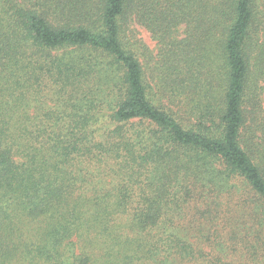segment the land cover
Wrapping results in <instances>:
<instances>
[{"label":"trees","instance_id":"trees-1","mask_svg":"<svg viewBox=\"0 0 264 264\" xmlns=\"http://www.w3.org/2000/svg\"><path fill=\"white\" fill-rule=\"evenodd\" d=\"M263 94L264 0H0V225L47 217L49 264L88 210L169 264L264 256Z\"/></svg>","mask_w":264,"mask_h":264},{"label":"rangeland","instance_id":"rangeland-1","mask_svg":"<svg viewBox=\"0 0 264 264\" xmlns=\"http://www.w3.org/2000/svg\"><path fill=\"white\" fill-rule=\"evenodd\" d=\"M133 29L152 56L158 53V45L147 29L138 24ZM262 99L264 103V94ZM15 209L9 211L10 217L0 225L4 227L0 228V247L3 249L0 264H49L50 260L42 250V235L53 229V225H49L51 221L47 217L28 218L20 209ZM112 218H115L110 223L112 228L108 224V231L103 236L98 235L93 224V211L88 210L86 234L81 237L74 234L63 242L65 246L71 247L72 253L62 252L57 257V264H169L176 258L163 250H154L153 241L146 242L136 238L127 230L128 225L120 214L113 215ZM192 242L196 264H264V256L232 248L226 241H222V244L231 249L225 253L214 242L212 244L206 239H192ZM158 244L163 248V244ZM144 245L148 247L145 248Z\"/></svg>","mask_w":264,"mask_h":264}]
</instances>
